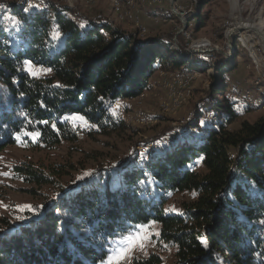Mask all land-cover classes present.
<instances>
[{
  "label": "trees",
  "instance_id": "obj_1",
  "mask_svg": "<svg viewBox=\"0 0 264 264\" xmlns=\"http://www.w3.org/2000/svg\"><path fill=\"white\" fill-rule=\"evenodd\" d=\"M15 7L16 40L0 26V154L26 131L38 132L37 145L46 148L76 141L66 120L74 114L100 134L125 128L113 104L146 92L161 67L195 66L183 44L180 56L161 40H142L107 20L84 17L82 26L62 5H51L52 13ZM237 56H221L209 93L194 106L191 131L161 152L104 165L87 185L69 191L61 183L64 165L14 166L24 183L60 190L37 208L34 224L0 238V264H101L135 225L152 223L159 242L175 248L170 264H264V117L231 127L240 112L223 94L222 80ZM26 62L49 75L33 76ZM213 111L220 120L202 125ZM184 192L193 199L167 209L171 195ZM124 264L164 260L152 252Z\"/></svg>",
  "mask_w": 264,
  "mask_h": 264
},
{
  "label": "rangeland",
  "instance_id": "obj_2",
  "mask_svg": "<svg viewBox=\"0 0 264 264\" xmlns=\"http://www.w3.org/2000/svg\"><path fill=\"white\" fill-rule=\"evenodd\" d=\"M237 3L234 6L232 0H0V4L6 6L0 8V26L11 32L15 40L19 25L17 17L13 15L14 6L17 10L24 6L27 11L38 9L42 13H52L54 9L51 5H62L72 9L68 14L82 26L87 24L84 17L95 21L107 20L115 28L136 33L142 40L152 37L161 40V46L172 50L176 45L183 44L188 49L191 63L195 64L187 65V68L198 71L190 99L177 108L166 109L170 98L162 80L167 73L177 70L168 66L158 69L146 92L132 99H124L116 106L112 105L111 108L125 119L128 126L110 134L96 132L84 118L74 119L75 116L82 117L77 114L66 118L77 131L74 142L63 141L53 148H46L37 145L38 136L31 137L25 132L20 134L17 143L8 146L0 154V173H8V176L0 174V238L11 230L34 224L38 220L37 208L58 196L60 190L24 183L14 176V166L25 162H34L43 167L64 165L67 174L62 177L61 183L64 190L69 191L87 185L93 180L95 172L104 165L115 166L136 153L144 158L148 151L161 152V147L185 137L191 131L187 124L194 118V106L201 97H206L217 76L210 58L212 52L225 50L228 44L226 31L237 18L255 20L260 28L254 31H264V0H238ZM29 4L37 7H29ZM239 31L246 30L241 28ZM200 39H207L210 43L208 49L195 46V42ZM246 40L250 41L247 37ZM232 41L238 46L237 63L226 76L228 83L224 84L227 88L223 94L237 101L240 119L231 126L233 128L238 127L243 120L254 122L264 117V94L257 93L256 87L250 86L256 77L255 68L248 54L236 42V36L232 37ZM26 68L30 73L36 72L39 77L50 73L47 68L32 63H27ZM235 84H239L238 91L233 89ZM246 89H250L254 95L250 101L243 96ZM220 117L219 113L213 111L202 120V125L215 123ZM155 140L159 144L156 145ZM202 169L199 167V170ZM190 199H193L190 193L173 194L167 209L175 211L184 200ZM26 205L31 207H23ZM4 220H8L11 225H4ZM141 235L147 237L142 241L143 248L136 247L124 263L152 252H159L164 264L172 263L175 248L159 242L158 224L145 225Z\"/></svg>",
  "mask_w": 264,
  "mask_h": 264
},
{
  "label": "built area",
  "instance_id": "obj_3",
  "mask_svg": "<svg viewBox=\"0 0 264 264\" xmlns=\"http://www.w3.org/2000/svg\"><path fill=\"white\" fill-rule=\"evenodd\" d=\"M247 31H239L238 34L228 33L226 31V37L228 39V44L224 47V51H214L212 52V57L210 61L212 62L213 68L216 69V66L219 64L221 56L225 59H231L232 55L238 52L237 44H234L232 37L236 36L240 46L248 54L252 66L255 68L256 77L252 79L250 86L256 87V92L264 94V86L262 82L264 81V42H259L256 45H246L243 40L244 33ZM264 41V40H263ZM177 42V41H176ZM175 42V43H176ZM199 42L196 46L201 48H206L210 46L207 39H200L195 43ZM177 44V43H176ZM178 55L182 56L181 46L176 45L174 48ZM187 49V48H186ZM236 49V51H235ZM188 50V49H187ZM198 71L195 69H190L189 67L181 71H172L165 75L162 80L163 87L169 91L170 102L165 105L166 109L177 108L181 106L184 102L190 99L193 94V85L197 79ZM228 80L225 78L222 80V84H227ZM239 84L233 85V89L238 91L237 86ZM243 96L247 98L248 101L254 97L250 89L243 91ZM116 106V103L113 104Z\"/></svg>",
  "mask_w": 264,
  "mask_h": 264
},
{
  "label": "snow or ice",
  "instance_id": "obj_4",
  "mask_svg": "<svg viewBox=\"0 0 264 264\" xmlns=\"http://www.w3.org/2000/svg\"><path fill=\"white\" fill-rule=\"evenodd\" d=\"M6 7L3 4H0V8ZM29 7H37V5L29 4ZM27 11V9H25ZM58 35V34H57ZM30 63V62H26ZM31 71V69H30ZM50 71V69L48 70ZM33 76L36 75V72L31 71ZM74 119H83V117L75 116ZM203 123V121L201 122ZM55 127V125H53ZM25 135L35 137L38 136V132H25ZM17 139H19V134H17ZM4 176H8V173H0ZM20 206H18L19 208ZM25 208H30L31 206H23ZM20 218V217H18ZM264 223V221H262ZM144 225H135L133 229H131L127 235L123 236L120 241L116 242V246L112 248L110 253L102 259L101 264H124V262L128 259L129 254L136 248H143L142 241L147 239V237L141 235V231L144 229ZM205 246H207V242L205 241Z\"/></svg>",
  "mask_w": 264,
  "mask_h": 264
},
{
  "label": "bare ground",
  "instance_id": "obj_5",
  "mask_svg": "<svg viewBox=\"0 0 264 264\" xmlns=\"http://www.w3.org/2000/svg\"><path fill=\"white\" fill-rule=\"evenodd\" d=\"M234 6H236L238 3V0H232ZM262 24V23H261ZM243 28L245 29L247 32L244 33L243 36V40L244 43L246 45H256L259 42H264V31H254V29L256 28L258 30V28H260V24L257 23L255 20H250V19H240L238 20V18L234 21L232 27H230L228 29V33H232V34H238L239 30ZM251 28L253 31H251ZM248 34H250V37H248ZM246 37L248 38V41L246 40ZM197 45L199 44V42L196 43ZM196 46V45H195Z\"/></svg>",
  "mask_w": 264,
  "mask_h": 264
}]
</instances>
